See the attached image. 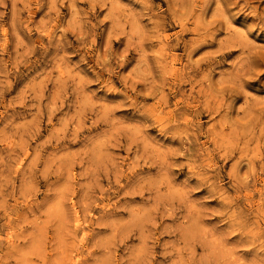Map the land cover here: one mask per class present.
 <instances>
[{
  "label": "rangeland",
  "instance_id": "obj_1",
  "mask_svg": "<svg viewBox=\"0 0 264 264\" xmlns=\"http://www.w3.org/2000/svg\"><path fill=\"white\" fill-rule=\"evenodd\" d=\"M262 166L264 0H0V264H264Z\"/></svg>",
  "mask_w": 264,
  "mask_h": 264
},
{
  "label": "clouds",
  "instance_id": "obj_2",
  "mask_svg": "<svg viewBox=\"0 0 264 264\" xmlns=\"http://www.w3.org/2000/svg\"><path fill=\"white\" fill-rule=\"evenodd\" d=\"M193 55H194V53H190L188 55L187 58L189 61L192 60ZM241 99L242 98H232V99L225 101V103L229 107H231L233 110H235L238 108V104H239ZM226 115H229V113H227L225 111H218L217 112V116L220 119H224V117ZM173 123L175 124L176 127H180L183 124H187V127H185V129H184V136L182 138H178L177 136H175L174 134L169 132L168 136H166V138H170L173 141H176V144L174 145L175 147H181L182 145H186L185 147H183V150L181 152H179L178 154L181 156H184L186 159L191 160L193 158V149H195L198 145V141L195 138L199 134H202V133L200 132L199 127L197 125H195L194 123H189V122L184 121L182 119L174 121ZM196 154L198 155L199 153L197 152ZM242 166H244V165H242ZM261 170L264 171V166H262Z\"/></svg>",
  "mask_w": 264,
  "mask_h": 264
},
{
  "label": "bare ground",
  "instance_id": "obj_3",
  "mask_svg": "<svg viewBox=\"0 0 264 264\" xmlns=\"http://www.w3.org/2000/svg\"><path fill=\"white\" fill-rule=\"evenodd\" d=\"M259 16V15H258ZM247 46H249V45H247ZM251 50V49H250ZM254 52V51H253ZM253 56V55H252Z\"/></svg>",
  "mask_w": 264,
  "mask_h": 264
}]
</instances>
